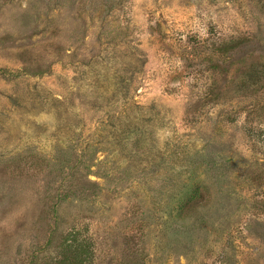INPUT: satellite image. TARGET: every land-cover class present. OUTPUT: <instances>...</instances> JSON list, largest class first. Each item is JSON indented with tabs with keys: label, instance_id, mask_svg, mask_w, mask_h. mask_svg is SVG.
<instances>
[{
	"label": "rangeland",
	"instance_id": "rangeland-1",
	"mask_svg": "<svg viewBox=\"0 0 264 264\" xmlns=\"http://www.w3.org/2000/svg\"><path fill=\"white\" fill-rule=\"evenodd\" d=\"M77 235L264 264V0H0V264Z\"/></svg>",
	"mask_w": 264,
	"mask_h": 264
},
{
	"label": "trees",
	"instance_id": "trees-1",
	"mask_svg": "<svg viewBox=\"0 0 264 264\" xmlns=\"http://www.w3.org/2000/svg\"><path fill=\"white\" fill-rule=\"evenodd\" d=\"M76 239H74V241L78 240L79 241V237L78 235L75 236ZM81 243V246H79V251L76 257V264H85L87 263L88 259H91V255H92V250H90L89 245L86 241L81 240L79 241ZM75 257V256H74ZM73 255L72 256H65L63 257L62 261L68 264H75V262H73L74 260Z\"/></svg>",
	"mask_w": 264,
	"mask_h": 264
}]
</instances>
